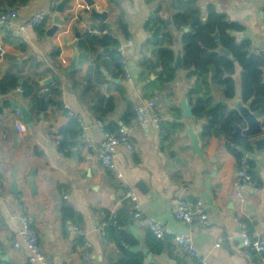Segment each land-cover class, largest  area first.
<instances>
[{
	"label": "crops",
	"instance_id": "obj_1",
	"mask_svg": "<svg viewBox=\"0 0 264 264\" xmlns=\"http://www.w3.org/2000/svg\"><path fill=\"white\" fill-rule=\"evenodd\" d=\"M63 1L66 4L60 16L66 21L48 35L54 25L53 15ZM91 1L93 5L87 0H32L25 7L12 8L17 10L15 19L0 29V46L4 50V55H0V81L11 70L20 77V85L28 84L32 88L27 97L21 87H17L21 94L15 92L16 88L7 96H0L3 98L0 105L2 263L41 264L29 263L26 255L12 247L19 216L24 212L38 235L39 250L48 264H112L128 261L131 254L139 253L141 264H201V261L264 264V251L247 249L239 226L241 222L247 223L251 240L264 244V149L255 147V141L264 138V133L249 138L252 151H242L243 157L250 161L257 189H246L240 203L234 187L240 161L226 149L225 134L216 128L209 140L202 143L200 135L206 120L194 115L186 118L181 105L185 100L193 112L196 100L202 98L206 109L224 101L233 109L235 103L242 102L241 90L237 86L235 99L225 100L224 89L216 83L213 71L199 75L182 69L183 33L171 27L182 0ZM209 5L217 13L225 14L229 22L244 28L233 34L238 42L249 40L253 52H264V0H197L204 19ZM92 8L98 14L106 12L103 22L91 16ZM44 12L48 19L43 30L40 29L43 24L20 30L31 16ZM157 17L166 21V27L155 39L152 24ZM91 29L105 30L106 34L95 37L115 39L117 49L131 41L125 47V55L116 49L121 57L120 65L111 61L109 47L95 45L84 51L79 49ZM77 34L81 36L77 46L79 59L73 70L70 65L75 48L70 43ZM163 49L173 50L176 55L173 65L176 76L171 82H165V76L161 78L158 56ZM123 59L126 65H122ZM237 71L235 80L239 84L241 71ZM53 90L59 96H53ZM109 98H113L115 110L107 113L101 122L92 109L102 99ZM42 100H45L43 112ZM150 100L155 101L154 111L161 119L159 128L150 119L144 125L134 120L124 127L122 117L127 104L144 107ZM20 109L31 116V125L24 122ZM147 112L149 117L153 113ZM71 118L77 121L81 118L78 122L82 134L75 144L84 138L93 146L80 154L67 149L61 156L62 151L55 145L56 141L60 142L58 131ZM260 118L263 117L259 115ZM100 124L104 131L105 126L118 125L129 133L132 149L119 146L115 150L117 172L104 169L99 162V145L104 139ZM18 125L22 131H18ZM14 173L17 194L10 190ZM31 177H34V191L30 188ZM139 183L149 191L142 192L137 187ZM130 190L137 197L140 217L136 215L135 203L127 197ZM179 198L190 204L201 201L207 209L208 223L188 225L179 221L176 216ZM64 202L74 210L72 220L63 215ZM129 211L133 212L132 217L127 215ZM110 215L111 218L121 215V230L131 233L137 245L129 246L121 241L125 250L117 243L106 247ZM146 217L168 228L171 236L155 242L145 227ZM185 234L196 248V258L174 243V235ZM219 241H222L220 245Z\"/></svg>",
	"mask_w": 264,
	"mask_h": 264
},
{
	"label": "trees",
	"instance_id": "obj_2",
	"mask_svg": "<svg viewBox=\"0 0 264 264\" xmlns=\"http://www.w3.org/2000/svg\"><path fill=\"white\" fill-rule=\"evenodd\" d=\"M31 1L32 0H0V14L12 8L25 7V5L29 4ZM181 4L179 11L173 16L171 27L175 31L183 33L181 38L182 69L191 70L199 75L213 71L216 83L224 89L225 100L231 101L235 99L238 86L239 90H241L242 102L244 104L249 103V109H251L252 112H259L260 116L264 117V54L257 56L251 50V42L249 40L245 39L238 42L233 34L239 33L244 28L239 23L229 22L226 15L217 13L214 6L209 5L206 7L205 13H207V17L204 19V13H202V9L197 6V0H182ZM45 25L46 21L40 29L43 30ZM165 27L166 21L162 17L154 19L152 30L155 39L161 35L160 33ZM186 27L190 28L188 32L183 31ZM215 35H218V41L221 42L220 47L230 52V56H225L223 53L218 52L220 47L217 45ZM85 36L86 38L79 45L81 51L87 49L88 46L97 45L101 48L109 47L111 48L109 54L111 61L116 66L120 65L121 57L116 52L118 42L115 39L104 36L102 39L98 40L97 37L89 34ZM175 56L174 51L170 49H163L159 52L158 60L162 68L161 78L165 76V82H171L176 76L173 67ZM83 60L84 58L82 61ZM237 69L241 71L239 84H237L235 80L238 72ZM17 87L24 89L25 97L32 91L31 86L28 84L20 85V77L10 70L7 72L5 78L0 81V96H7L8 93L14 91ZM52 94L53 96H59L56 90H53ZM56 104L60 105L59 102ZM103 105H105L104 108ZM115 105L113 98L102 99L98 105L92 109V112L103 122L106 114L115 110ZM193 115L199 119L206 120V124L202 127V133L200 135L202 143L208 141L214 134L216 128H218L226 136V149L233 154L238 161H241L244 156L242 151L250 152L253 150V144L249 138L234 135V126L243 127V121L239 113L230 109L225 101L206 109L205 101L202 98H198L193 107ZM134 120H136V112H134L133 104L128 103L124 116L122 117V124L125 127ZM119 128L120 126L118 125L114 127L111 125L105 126V129L110 132H116ZM81 132V124L75 118H71L66 125L58 131L60 137L59 150L62 152L67 151L70 146L75 144L76 140L82 134ZM62 211L67 220L73 219L74 210L71 205L64 202ZM127 215L132 217L133 212L129 211ZM108 219V225L106 227L107 248H111L110 245L112 246V244L114 245L117 243L119 248L125 250L124 246L120 244L121 241L129 246L137 245V241L132 239L131 233L121 230L123 226L121 215H117L115 218H111L110 215ZM2 228L5 229V226L3 225ZM130 238L133 241L130 240ZM152 238L155 242H160L155 237L152 236ZM118 239L119 242H116ZM140 258H142L141 253L131 254L128 261H113L112 264H141Z\"/></svg>",
	"mask_w": 264,
	"mask_h": 264
},
{
	"label": "built area",
	"instance_id": "obj_3",
	"mask_svg": "<svg viewBox=\"0 0 264 264\" xmlns=\"http://www.w3.org/2000/svg\"><path fill=\"white\" fill-rule=\"evenodd\" d=\"M17 10L10 9L7 10L5 13L0 14V29L6 27V25L10 24L16 17ZM48 19L47 14L44 13H37L30 17V19L21 27V31H24L26 27H39L45 23ZM90 35L94 36H102L107 32L105 30L99 31L95 29H91L88 31ZM126 45H131V41H128L123 46H120L117 51L122 56L125 55V47ZM254 53L259 56L264 54L262 51H254ZM0 55H4V50L0 46ZM127 61L123 59L122 65H126ZM127 74V78L130 79L129 73ZM17 93H22V90L17 88L15 90ZM2 99L0 97V105H2ZM155 109V101L150 100L146 103L144 107H135L134 112H136V123L138 125H144L149 119L152 121L156 128H159L161 124V119L158 114L154 111ZM147 110H151L153 113L149 117ZM18 115V112H16ZM78 121L81 122V118H78ZM101 131L104 132V139L99 145V154L98 159L104 169H109L112 171H116L114 165V155L115 150L119 146L126 147L127 149L131 150L132 145L129 137V133L127 132V128H119L118 133L110 132L107 130H103V126L100 124ZM18 131H22V127L18 125ZM55 145L58 147L60 145L59 141H56ZM92 144L86 142L84 138H82L81 143L75 144L69 148L68 152L73 154H80L86 148H92ZM61 156L65 154L63 152H59ZM117 172V171H116ZM1 184V182H0ZM234 187L236 188L235 197L238 202L243 203L244 201V193L246 189H257L256 183L253 179L250 167V161L248 157H243L240 161L238 170L236 172V182ZM127 197L130 198L135 203L136 215L138 217L142 216L137 204V197L133 191L127 192ZM22 208V207H21ZM177 219L184 224L191 225L195 222H198L202 225H206L208 223V213L207 209L201 201H197L194 204L188 203L183 198H179L177 200ZM22 212V209H21ZM145 227L152 233V235L159 241H165L167 237L171 236V232L168 228H165L162 224L154 221L153 219L146 217L144 218ZM239 226L243 232V243L246 245L247 249L263 253L264 251V244H259L251 240L247 233L248 226L245 223H239ZM79 234L81 233L80 230L77 231ZM174 243L177 247H179L185 254L187 253L189 256L196 258L197 251L191 239L185 235H174L173 236ZM39 240L36 231L32 229L29 223V219L24 215L22 212L19 216V226L16 230L15 235L12 239V247L14 251L21 255H26L27 260L29 263L37 262L41 264H48L46 263L45 257L42 252L39 250L38 246ZM222 241H219V245ZM2 252L0 251V257ZM0 264H3L0 259ZM201 264H208L206 262L201 261Z\"/></svg>",
	"mask_w": 264,
	"mask_h": 264
},
{
	"label": "water",
	"instance_id": "obj_4",
	"mask_svg": "<svg viewBox=\"0 0 264 264\" xmlns=\"http://www.w3.org/2000/svg\"><path fill=\"white\" fill-rule=\"evenodd\" d=\"M89 2V5H93L94 2L91 0H87ZM66 2L63 1V3H61L58 7H57V11L56 13L53 15V27L51 29L48 30V35L49 34H53L54 32H56L60 26H62L64 24V22L66 21L65 18L62 19V17L60 16L64 6H65ZM91 16L93 18L98 19L99 21L103 22L105 20L106 16V12H102V14H98L94 8L91 9ZM76 40L72 43H70V46L75 48V56L72 60V63L70 65V69H75L77 67V62L79 59V55H78V42L79 39L81 38V36L79 34L76 35ZM215 39H218V35H215ZM217 45L218 47H220L221 42L217 40ZM223 53L225 56H230V52H228L227 50L223 49V48H219V51ZM233 59V58H232ZM234 60V59H233ZM181 109L184 112V116L186 118H190L193 116V112L191 111V108L188 106V104L185 102V100L182 101V105H181ZM233 109L236 110L240 117L242 118L243 121V126L245 127H239V126H234L235 132L234 135L235 136H243V137H247V138H257L259 137L261 134L264 133V129L262 128V121L264 120L263 118L259 119V112H252L251 109H249V103H247L246 105H244L243 102H237L234 104ZM41 111H45V100H42V106H41ZM20 113L23 116V120L26 124L31 125V116L28 115V112L25 109H20ZM255 147L258 150L264 149V138H261L257 141H255ZM245 153V152H244ZM34 177H31L30 179V188L34 191ZM139 189H141L142 192L146 193L147 191H149L148 188H146V186H144L143 183H139L137 186ZM11 192L17 194L18 193V183H17V174L14 173V178L12 180V185H11Z\"/></svg>",
	"mask_w": 264,
	"mask_h": 264
}]
</instances>
